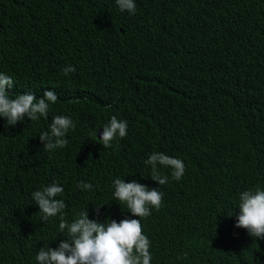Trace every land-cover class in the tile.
Instances as JSON below:
<instances>
[{"label": "trees", "instance_id": "obj_1", "mask_svg": "<svg viewBox=\"0 0 264 264\" xmlns=\"http://www.w3.org/2000/svg\"><path fill=\"white\" fill-rule=\"evenodd\" d=\"M135 3L129 14L116 0H0L6 91L58 96L47 118L0 117V264H38L41 247L67 236L32 199L53 181L69 223L86 209L89 219H140L150 264H264V240L235 227L239 193L264 189V0ZM57 115L75 128L45 151L39 135ZM112 116L127 136L103 148L93 132ZM154 152L182 160V179L161 167L169 183L152 181L144 161ZM118 177L162 191L160 209L132 216L114 200Z\"/></svg>", "mask_w": 264, "mask_h": 264}, {"label": "clouds", "instance_id": "obj_2", "mask_svg": "<svg viewBox=\"0 0 264 264\" xmlns=\"http://www.w3.org/2000/svg\"><path fill=\"white\" fill-rule=\"evenodd\" d=\"M116 3L121 12L127 10L129 14L136 13L135 0H116ZM74 71L75 68L71 66L63 69L65 75ZM13 85L11 77L0 73V117L6 119V126H15L17 122H22L25 116L31 121L47 118L49 102L55 104L58 99L54 90L44 91L41 98H37L31 92L12 98L6 89H12ZM127 127L126 120H118L116 116H112L102 127L103 131L98 138L100 144L103 148L112 147V141L117 137L127 136ZM74 128L75 123L71 118L63 115L53 117L50 131L39 135L44 145L43 149L53 151L65 147L68 144L66 133ZM93 135L97 138L96 130ZM144 163L151 166V180L158 185L169 183V177L161 173V167L171 168V178L176 181L182 179L186 170L182 160L164 153L154 152ZM113 185L114 200L120 205H125L132 216L147 218L152 214V209L158 211L162 206L164 194L157 188H149L136 180L125 182L119 177L114 179ZM77 187L81 190H91L93 186L81 181ZM63 192L64 188L59 182L53 181L42 190L31 194L42 214L41 222L59 216V231L67 232V236L60 240L58 247L52 248L47 245L39 249L35 257L38 264H150L151 241L143 233L140 219L124 218L119 222L111 218L103 221L89 219L86 209L69 223L64 219L67 205L63 199L57 198ZM238 198L239 214L236 216L235 227L245 229L252 238L264 240V189L257 186L244 190L239 193ZM103 206L101 204L95 207L97 216Z\"/></svg>", "mask_w": 264, "mask_h": 264}, {"label": "water", "instance_id": "obj_3", "mask_svg": "<svg viewBox=\"0 0 264 264\" xmlns=\"http://www.w3.org/2000/svg\"><path fill=\"white\" fill-rule=\"evenodd\" d=\"M101 133H102L101 131L98 133V138H100V136H101Z\"/></svg>", "mask_w": 264, "mask_h": 264}]
</instances>
